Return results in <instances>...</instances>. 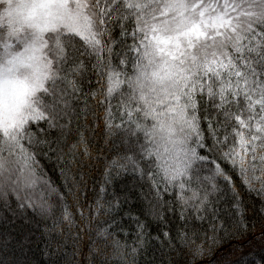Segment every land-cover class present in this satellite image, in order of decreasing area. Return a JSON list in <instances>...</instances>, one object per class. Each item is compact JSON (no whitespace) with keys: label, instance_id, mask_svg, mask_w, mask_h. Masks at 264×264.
<instances>
[{"label":"snow or ice","instance_id":"6c2138e0","mask_svg":"<svg viewBox=\"0 0 264 264\" xmlns=\"http://www.w3.org/2000/svg\"><path fill=\"white\" fill-rule=\"evenodd\" d=\"M237 240L264 252V0H0V264Z\"/></svg>","mask_w":264,"mask_h":264},{"label":"trees","instance_id":"16d2710c","mask_svg":"<svg viewBox=\"0 0 264 264\" xmlns=\"http://www.w3.org/2000/svg\"><path fill=\"white\" fill-rule=\"evenodd\" d=\"M54 181L60 182V177L58 174L49 170ZM131 180H126L123 183L118 182L116 185L117 191L124 190L128 185H130ZM136 211H140L143 205L134 201ZM264 254L262 252L259 242L248 243L246 240L241 242L239 240L227 243L222 247H218L213 253H210L207 257L206 264H224L225 261H231L232 264H250L253 260H258L260 255Z\"/></svg>","mask_w":264,"mask_h":264}]
</instances>
